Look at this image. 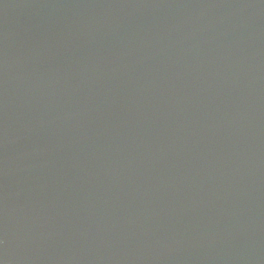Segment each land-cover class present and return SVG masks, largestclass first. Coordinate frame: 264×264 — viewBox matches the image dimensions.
<instances>
[{
    "label": "water",
    "instance_id": "95a60500",
    "mask_svg": "<svg viewBox=\"0 0 264 264\" xmlns=\"http://www.w3.org/2000/svg\"><path fill=\"white\" fill-rule=\"evenodd\" d=\"M0 264H264V3L0 0Z\"/></svg>",
    "mask_w": 264,
    "mask_h": 264
},
{
    "label": "snow or ice",
    "instance_id": "6c2138e0",
    "mask_svg": "<svg viewBox=\"0 0 264 264\" xmlns=\"http://www.w3.org/2000/svg\"><path fill=\"white\" fill-rule=\"evenodd\" d=\"M261 3H264V0H260ZM0 109H2V104H0ZM0 116H2V112H0ZM2 121H0V135H2ZM2 146V144H0ZM3 157H0V161H2ZM3 170L0 168V251L7 250L6 247V206H5V194L3 192V182H2Z\"/></svg>",
    "mask_w": 264,
    "mask_h": 264
}]
</instances>
